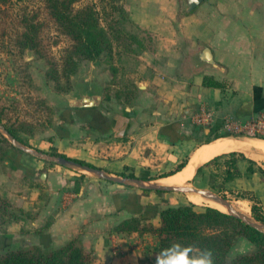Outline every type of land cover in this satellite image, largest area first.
Wrapping results in <instances>:
<instances>
[{"label":"crops","instance_id":"1","mask_svg":"<svg viewBox=\"0 0 264 264\" xmlns=\"http://www.w3.org/2000/svg\"><path fill=\"white\" fill-rule=\"evenodd\" d=\"M123 2L132 41L117 55L122 58L117 66L132 73L147 108L138 105L135 110L126 107L113 112L98 106L83 108L75 113L76 121L66 109L61 126L68 131L55 134L49 145L57 153L85 163L96 160L92 165L110 174L118 171L117 162L134 165L128 161L133 153L141 159L137 164L151 157L162 159L159 165L170 166L175 174L155 181L160 183L184 172L191 158L206 156L214 143L243 141L247 144L214 157L241 155L235 164L238 175L227 183L253 191L264 209V169L254 164L264 161V140L232 136L211 142L214 138L200 139L211 132L215 122L218 133L223 126L226 132L230 123L264 124V0H204L190 12L185 0L184 4L182 0ZM203 113L210 114L209 121L196 122ZM69 133H75L76 144L72 145ZM149 149L151 157H145ZM22 153L7 148L0 156V194L31 213L8 221L7 230L20 232L24 228L39 234L45 226V239L41 235L38 240L52 247L76 236L81 246L92 252L93 264H144L152 258L147 236L114 230L131 215L126 210L129 194L119 195L111 185L97 192L98 183L87 180L91 178L79 181L67 174L68 168ZM181 163L186 165L177 172ZM67 187L75 190L74 198L63 207L60 199ZM120 197L124 206L116 203ZM152 218L160 221L158 213Z\"/></svg>","mask_w":264,"mask_h":264},{"label":"rangeland","instance_id":"2","mask_svg":"<svg viewBox=\"0 0 264 264\" xmlns=\"http://www.w3.org/2000/svg\"><path fill=\"white\" fill-rule=\"evenodd\" d=\"M183 1L182 3L184 4ZM87 5H91L97 10L100 24L111 39L112 50L109 54H101L94 61L76 59L77 67L74 72L69 73L67 71L68 63L66 59L69 50H71L72 41L50 17L45 1L0 0V123L6 128L13 130L15 132L14 136L28 147L47 153H55L57 149L51 147L49 144L52 143V138L55 137V134L68 131L61 126L63 125L61 120H64L62 116L65 110L69 109L71 112V120L76 121L75 113L77 110L82 109L69 107L68 100L78 99L84 93L100 94L102 99L98 108L107 112H113L117 109L122 111L126 107L134 109L138 105L143 107L148 105V102H144L145 99L141 97V91L136 86L132 73L124 69H119L117 66L122 64V58L120 59L121 55H117L126 51L125 49L130 46L132 41V35L130 33L132 31L131 23L125 11L123 0H76L72 6L76 10ZM30 23L36 24L38 28L36 34L38 46L36 49H24L21 47V34L26 31L27 25ZM146 108L144 107V110ZM256 123L252 121L245 126L230 123L225 128L226 132L223 126L221 133H218L215 132L217 130V123L215 122L212 126L210 125L211 132L205 136L201 135L200 139L214 138L208 141L211 142L216 139L232 136L243 139L256 138L264 140V125L262 124L263 127L259 128L258 124L256 126ZM72 130L75 129H71L70 131ZM70 133L72 145H74L79 140L75 133L73 136ZM254 134H257L259 137H253L252 135ZM0 138H2L0 139V146L3 152L7 148H15L1 133ZM150 150L145 152V157H151L149 155ZM19 151L23 152L21 150ZM25 154L28 153L25 152ZM234 154L221 155L202 166L185 186H193L214 192L226 198L234 209L245 216L253 219L254 216L260 218L261 221L258 222L264 225V209L256 199L253 191L231 187V184L227 183L226 177L228 172H234V160L241 157L240 154ZM248 156L252 157L251 155ZM129 157L128 161L130 163L133 161L134 165L125 166L123 163L117 162L116 166L118 171L113 175L123 177V175L133 174L135 177L145 178L155 182L160 178L168 177L166 175L172 172L170 166L165 167L159 165L163 163L162 159L158 161L151 157L149 160H143L145 162L144 164H137L136 160L140 161V158H137L134 153ZM40 160L53 164L45 159L40 158ZM184 160L186 161V159ZM93 163L97 164L98 161L94 160ZM108 163L106 162V164ZM254 164L257 166V169L260 168L259 166H262L264 169V161H259ZM69 170L67 174L81 179L79 181L86 180L85 176H87L91 178L87 180L97 182V192L102 193L105 186L111 185V187L114 186L119 190L117 194L123 196L129 194L128 197H131L130 199L134 203V206L131 207V201L126 200V204L129 205L126 207V210L131 213L128 218L142 217L141 213L135 211L136 209L139 210L140 204L142 211L145 212H147L149 207L152 208L151 206L158 204H191L199 211L205 207H212L222 212H228L224 211V209H219L211 200L191 193L148 191L138 188L134 183H112L88 172L78 171L76 169ZM74 192L75 190L71 187L65 189L63 197L60 199L63 207H68L73 201ZM192 196H196L198 201L193 202L191 200ZM0 197L3 198L1 194ZM7 200L9 201V199ZM116 200L118 205H125L121 197ZM12 207L15 210L21 209L14 205ZM23 212L19 213L17 211L16 215L19 217L24 216V214H31L26 211ZM154 214L157 215L155 212ZM153 215L147 220H142L141 224L157 228L159 222L157 218H152ZM7 225L8 222L0 223V255L8 250L28 249L33 246L57 248L52 247V245L50 246L49 243L46 244V242H40L38 240L41 235L45 239V226L38 231L39 234H35L24 228L20 232L7 230ZM131 233H137L142 238L145 236L149 238L146 244L151 247L152 258H147L148 260L144 264H156L155 258L160 251L158 248V238L155 234L151 232H130L126 234ZM77 238L75 236L68 241H78ZM68 241L58 247L65 245ZM43 244L46 246H43ZM254 250L255 246L253 244H250L243 238H239L231 248L228 258H233L242 253H251ZM93 260L94 258H92V264Z\"/></svg>","mask_w":264,"mask_h":264},{"label":"trees","instance_id":"3","mask_svg":"<svg viewBox=\"0 0 264 264\" xmlns=\"http://www.w3.org/2000/svg\"><path fill=\"white\" fill-rule=\"evenodd\" d=\"M44 1L50 17L72 41L71 50H69L66 59L69 73L75 71L77 67L76 59L94 61L101 54L111 52V39L101 26L98 12L93 6L87 5L75 10L72 5L76 0ZM37 31L36 24L30 23L27 25L26 31L21 34L22 48H37ZM51 78L53 79V77ZM205 83L218 86L217 82L205 81ZM6 129L13 136L15 135L13 130ZM252 136L259 137L257 134ZM3 154L4 152L0 148V156H3ZM54 154L62 155L56 152ZM230 154L233 155L234 153ZM217 157H214L213 160ZM75 160L84 163L81 160ZM235 164L236 160L233 164L234 172H228L227 181L238 175ZM184 167L183 163L178 165L177 172ZM200 168L198 167L196 172ZM248 172H252L251 167H248ZM172 173H170V176L175 174ZM129 176L133 177L134 175L129 174ZM130 206H134L132 200ZM151 207L147 209V212L142 211L140 208L139 210L136 209L137 213H141V218L123 219L114 227V230L125 233L151 232L158 238L159 251L169 247L174 242L197 244L202 248H210L214 250L216 264H264V233L232 214L212 207H205L199 211L191 204H158ZM17 211L24 213L21 209L15 210L7 199L0 197L1 224L10 220H19L20 216L16 215ZM154 212L158 213L160 220L157 228L141 224L142 220H147ZM254 219L261 221L256 216H254ZM239 238L253 244L255 250L251 253H242L233 258H228L231 248ZM92 258L91 251L85 250L78 241L70 240L65 245L57 248L33 246L28 249L8 250L0 255V264H92Z\"/></svg>","mask_w":264,"mask_h":264},{"label":"water","instance_id":"4","mask_svg":"<svg viewBox=\"0 0 264 264\" xmlns=\"http://www.w3.org/2000/svg\"><path fill=\"white\" fill-rule=\"evenodd\" d=\"M202 1L204 0H185L186 3V11L190 12L193 9H195ZM101 102V95L98 93H84L80 96V98L75 100H68V106L73 108H91V107H97L99 106ZM0 133L4 138H7L11 144L17 148L18 150H21L23 152H26L28 154H32L38 158L45 159L46 161H49L53 164L60 165L65 168L69 169H76L84 172H88L100 179L106 180L108 182L112 183H118V184H130L134 183L138 188L148 190V191H156V192H178V193H197L204 197L214 198L219 203L223 204L229 209V214H232L233 216L239 218L246 224H249L259 231L264 233V225L260 224L258 221H256L253 218L247 217L238 210L234 209L232 204L224 197H221L217 195L214 192L199 189L193 186H167L162 185L157 182H152L149 179L145 178H138L135 176H129V175H123V177L113 175L110 173H107L103 169L93 166L88 163H80L75 160V158H70L67 156H62L54 153H47L42 150L34 149L31 147H28L25 143L21 142L19 139L15 138L3 124L0 123ZM83 173V172H81Z\"/></svg>","mask_w":264,"mask_h":264},{"label":"clouds","instance_id":"5","mask_svg":"<svg viewBox=\"0 0 264 264\" xmlns=\"http://www.w3.org/2000/svg\"><path fill=\"white\" fill-rule=\"evenodd\" d=\"M155 261L156 264H216L214 250L181 242L162 249Z\"/></svg>","mask_w":264,"mask_h":264},{"label":"bare ground","instance_id":"6","mask_svg":"<svg viewBox=\"0 0 264 264\" xmlns=\"http://www.w3.org/2000/svg\"><path fill=\"white\" fill-rule=\"evenodd\" d=\"M244 144H247L243 141H239V140H227L224 142L222 141V143L218 144V143H214V145L207 149L208 152L206 153V156H204L201 159H196V158H191L190 162L187 164V167L185 168L184 172H182L181 174L171 178V179H167L164 180L163 182H160L159 184L162 185H167V186H185L188 184V182H190V180L193 178L196 169L199 165H201L202 163L208 161L209 159L213 158L215 154H219L225 151H229L232 149H236L237 147H240ZM244 148V147H243ZM206 199L211 200L217 207H219V209H224V211H228L229 209L224 206L223 204L219 203L216 199L214 198H209V197H204L200 194L197 193H191ZM191 200L193 202H197L198 198L196 196H192Z\"/></svg>","mask_w":264,"mask_h":264},{"label":"built area","instance_id":"7","mask_svg":"<svg viewBox=\"0 0 264 264\" xmlns=\"http://www.w3.org/2000/svg\"><path fill=\"white\" fill-rule=\"evenodd\" d=\"M195 119H196V122H199V123H206V122H208L209 119H210V114H208V113H203L201 116H197ZM263 125H264V124H263ZM227 126H229V124H228ZM262 127H263V126H262V123L259 124V128H262Z\"/></svg>","mask_w":264,"mask_h":264}]
</instances>
